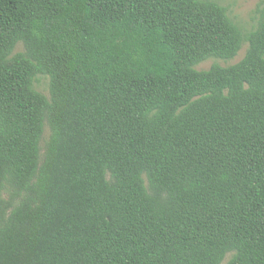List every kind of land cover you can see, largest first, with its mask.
Masks as SVG:
<instances>
[{
	"label": "trees",
	"instance_id": "trees-1",
	"mask_svg": "<svg viewBox=\"0 0 264 264\" xmlns=\"http://www.w3.org/2000/svg\"><path fill=\"white\" fill-rule=\"evenodd\" d=\"M220 4L0 0V264H264V0Z\"/></svg>",
	"mask_w": 264,
	"mask_h": 264
},
{
	"label": "rangeland",
	"instance_id": "rangeland-1",
	"mask_svg": "<svg viewBox=\"0 0 264 264\" xmlns=\"http://www.w3.org/2000/svg\"><path fill=\"white\" fill-rule=\"evenodd\" d=\"M223 6L227 7L229 10V15L238 22L243 29L250 30L255 25V9L258 4L263 0H217ZM219 4V3H218ZM220 4V5H221ZM247 44L244 43L237 53V55L228 62H223L220 60H207L199 64L197 70H206L212 64L217 63L221 66H228L238 62L243 56L246 50ZM35 88L44 95L48 94V79L45 77H40L38 83L35 84ZM46 136V132L44 137Z\"/></svg>",
	"mask_w": 264,
	"mask_h": 264
}]
</instances>
